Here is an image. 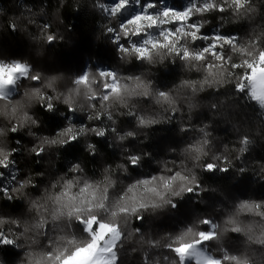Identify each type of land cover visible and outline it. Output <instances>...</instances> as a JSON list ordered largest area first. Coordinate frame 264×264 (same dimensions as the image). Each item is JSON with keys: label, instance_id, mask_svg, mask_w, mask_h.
<instances>
[{"label": "clouds", "instance_id": "1", "mask_svg": "<svg viewBox=\"0 0 264 264\" xmlns=\"http://www.w3.org/2000/svg\"><path fill=\"white\" fill-rule=\"evenodd\" d=\"M0 264H264V0H0Z\"/></svg>", "mask_w": 264, "mask_h": 264}, {"label": "trees", "instance_id": "2", "mask_svg": "<svg viewBox=\"0 0 264 264\" xmlns=\"http://www.w3.org/2000/svg\"><path fill=\"white\" fill-rule=\"evenodd\" d=\"M80 18L77 17V26L79 27L80 26ZM88 45H89V40L87 37H84L83 40H82V44H81V48L82 49H87L88 48ZM103 55H108V53H105V52H102Z\"/></svg>", "mask_w": 264, "mask_h": 264}]
</instances>
